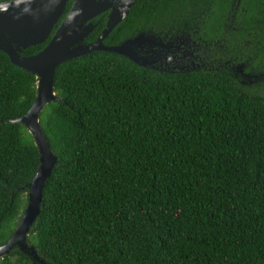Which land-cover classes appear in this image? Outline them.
<instances>
[{
  "label": "trees",
  "instance_id": "obj_1",
  "mask_svg": "<svg viewBox=\"0 0 264 264\" xmlns=\"http://www.w3.org/2000/svg\"><path fill=\"white\" fill-rule=\"evenodd\" d=\"M165 23L228 54L212 71H154L109 52L55 69L59 99L39 124L58 163L27 236L45 264H264V84L222 67L264 74V0H137L105 43ZM36 83L0 51V246L39 167L16 122ZM0 264L33 262L15 247Z\"/></svg>",
  "mask_w": 264,
  "mask_h": 264
},
{
  "label": "water",
  "instance_id": "obj_2",
  "mask_svg": "<svg viewBox=\"0 0 264 264\" xmlns=\"http://www.w3.org/2000/svg\"><path fill=\"white\" fill-rule=\"evenodd\" d=\"M71 7L65 14L67 4ZM137 0H9L0 2V51L11 63L37 79L36 96L27 113L16 120L31 134L39 152V167L27 185V205L13 235L0 246V259L15 247L28 255L33 264H45L33 247L28 246L27 236L40 213L42 192L47 179L58 163L39 124V115L48 103L58 100L54 91V74L62 63L91 54L109 52L125 57L142 68H149V61L139 56L137 48L148 42L149 34L139 32L117 45L104 41L114 28L129 14ZM109 11L103 30L91 43L84 39L99 24L93 18ZM50 38V39H49ZM47 45L37 54L23 56L29 47ZM86 42V41H85Z\"/></svg>",
  "mask_w": 264,
  "mask_h": 264
},
{
  "label": "flooded vegetation",
  "instance_id": "obj_3",
  "mask_svg": "<svg viewBox=\"0 0 264 264\" xmlns=\"http://www.w3.org/2000/svg\"><path fill=\"white\" fill-rule=\"evenodd\" d=\"M68 4L71 7V1ZM108 13L109 11L90 21L97 23L100 20L93 31L101 24L104 15H106L107 21ZM140 32L149 34L148 42L143 44L141 48L136 49L139 56H143L149 61L148 69L168 73L212 71L217 70V62L222 60V58L218 59L212 53V48L217 46L218 41L212 40V42L207 43L198 37L197 31H193L190 28L187 30L184 28H173V26L165 23ZM91 33L88 38L84 39V43H91L88 41ZM201 43L204 44V51L201 49ZM230 60L225 61L228 63ZM239 65L243 66L242 64ZM238 71L241 72V68Z\"/></svg>",
  "mask_w": 264,
  "mask_h": 264
},
{
  "label": "rangeland",
  "instance_id": "obj_4",
  "mask_svg": "<svg viewBox=\"0 0 264 264\" xmlns=\"http://www.w3.org/2000/svg\"><path fill=\"white\" fill-rule=\"evenodd\" d=\"M223 44H217V46H214L212 48V53L214 55H216V57L218 59H221L222 57H225L228 54V51H226V47H223ZM201 49L202 51H204V44L201 43ZM219 61V60H218ZM222 67L227 70L228 72L232 73V75L237 78L240 79L242 81V83L245 84H250L251 86H258L260 85L261 82H263L264 84V74L263 73H259L257 74L256 72H246L245 71V66H241L239 64H234L231 60L227 63L226 61H224ZM239 70L241 68V72L238 71L236 68ZM237 70V71H236ZM22 212V211H21Z\"/></svg>",
  "mask_w": 264,
  "mask_h": 264
}]
</instances>
